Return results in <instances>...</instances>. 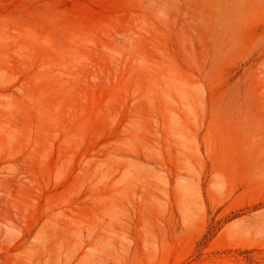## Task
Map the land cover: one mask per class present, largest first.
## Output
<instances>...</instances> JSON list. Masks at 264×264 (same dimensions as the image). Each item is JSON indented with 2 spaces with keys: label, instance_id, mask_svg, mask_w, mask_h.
I'll return each instance as SVG.
<instances>
[{
  "label": "rangeland",
  "instance_id": "rangeland-1",
  "mask_svg": "<svg viewBox=\"0 0 264 264\" xmlns=\"http://www.w3.org/2000/svg\"><path fill=\"white\" fill-rule=\"evenodd\" d=\"M0 264H264V0H0Z\"/></svg>",
  "mask_w": 264,
  "mask_h": 264
}]
</instances>
